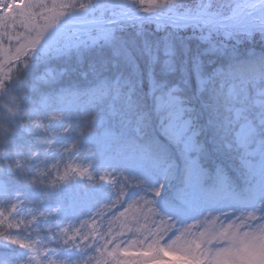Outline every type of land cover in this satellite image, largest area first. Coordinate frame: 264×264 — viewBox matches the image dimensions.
<instances>
[{"label": "snow or ice", "instance_id": "obj_1", "mask_svg": "<svg viewBox=\"0 0 264 264\" xmlns=\"http://www.w3.org/2000/svg\"><path fill=\"white\" fill-rule=\"evenodd\" d=\"M77 7L0 0V264H264V0ZM60 207L78 218L53 223Z\"/></svg>", "mask_w": 264, "mask_h": 264}, {"label": "trees", "instance_id": "obj_2", "mask_svg": "<svg viewBox=\"0 0 264 264\" xmlns=\"http://www.w3.org/2000/svg\"><path fill=\"white\" fill-rule=\"evenodd\" d=\"M100 111L101 112L104 111L103 107L100 108ZM117 127H119V124H117ZM89 143L95 144V131L93 132V135L86 136L84 138L83 144L87 145ZM103 161H104V157H100L98 160H96L94 162L93 168H96L98 166L104 167ZM77 163L78 162H75V161H66V164H71L72 167H76ZM112 166H115L117 168H122V167H124V162L120 161V160H111V161H109L108 167L111 168ZM64 168H65V164H61V166H60L61 171H63ZM54 175H55V173H54ZM97 187L99 188L100 186H97ZM70 190L71 189L66 187L59 197L53 198L52 200H46V201L42 202L40 204L41 210L56 207V206L62 204V201L65 198V194L70 192ZM20 191H22L31 200H37L39 198V191L40 190L36 189L35 187L20 188ZM92 207L93 206L91 203H85L81 206L82 211L86 214L90 212ZM53 215L55 216V220L53 221V223H55L56 220L64 222L66 220L71 219V220L75 221L78 218V213H74L73 209L66 208V207H60L59 211L57 213H54ZM89 223H91V220H89ZM97 225H99V220H97ZM104 227L106 228L107 224H105ZM94 255H98V254L94 253ZM63 257L69 258L72 260H77V259H79V250L65 249L64 253H63ZM166 262H167V264H181V260L179 259V257L174 256L170 252L167 254Z\"/></svg>", "mask_w": 264, "mask_h": 264}, {"label": "clouds", "instance_id": "obj_3", "mask_svg": "<svg viewBox=\"0 0 264 264\" xmlns=\"http://www.w3.org/2000/svg\"><path fill=\"white\" fill-rule=\"evenodd\" d=\"M226 8L235 7L237 4H243V0H222ZM83 3L86 7L84 9L76 8L74 12L77 14H85L91 16L93 8L97 5V0H77V4ZM246 14L250 13L249 19L259 21L261 13L253 11L251 9H243ZM250 46H254L252 41H247ZM261 43L264 44V39L261 40ZM259 51V49H258ZM21 67H23L21 65ZM12 105L10 103V96L0 95V127H7V116L8 109L11 108ZM50 117H59L60 121L63 123H69L68 117L62 115V109H56L48 114ZM99 115L98 112L92 110L89 112L82 121L83 126L86 128L89 124L97 118ZM74 133H69V135H73Z\"/></svg>", "mask_w": 264, "mask_h": 264}, {"label": "rangeland", "instance_id": "obj_4", "mask_svg": "<svg viewBox=\"0 0 264 264\" xmlns=\"http://www.w3.org/2000/svg\"><path fill=\"white\" fill-rule=\"evenodd\" d=\"M48 3L51 4V0H48ZM109 163H107V165H105V161L103 162V166H108ZM2 198V197H0ZM189 224L192 223V221L188 222ZM220 223L219 222H213V221H204L203 224V228L206 229L207 231L211 232L213 230L219 229L220 228ZM193 231H196V229L194 228ZM133 251H135V249H133ZM171 254H173L174 256L179 257V259L181 260V264H188V261L183 257L182 253L180 252H170Z\"/></svg>", "mask_w": 264, "mask_h": 264}]
</instances>
